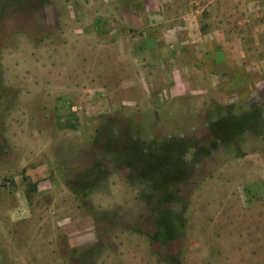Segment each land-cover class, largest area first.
I'll return each mask as SVG.
<instances>
[{
  "label": "rangeland",
  "instance_id": "374dc122",
  "mask_svg": "<svg viewBox=\"0 0 264 264\" xmlns=\"http://www.w3.org/2000/svg\"><path fill=\"white\" fill-rule=\"evenodd\" d=\"M139 1L0 0V264H264V15L238 20L248 68L199 70L131 44ZM145 150L174 167L168 202L117 163Z\"/></svg>",
  "mask_w": 264,
  "mask_h": 264
},
{
  "label": "crops",
  "instance_id": "0c3cea01",
  "mask_svg": "<svg viewBox=\"0 0 264 264\" xmlns=\"http://www.w3.org/2000/svg\"><path fill=\"white\" fill-rule=\"evenodd\" d=\"M151 1L145 3L142 8L139 4L140 7L137 8V21L141 26H138L137 38L131 44L134 45L138 41V52L182 54L184 58L185 55L193 53L197 55L194 64L199 70H211L214 62L210 59L216 55H220L218 62L228 61L248 68L247 61L239 59L236 55L241 50L247 53L251 51L249 40L251 36L257 37V33L242 34L238 20L245 15L243 26L248 30H258L252 20L264 15V0ZM170 68L171 66L169 70ZM187 68L186 66L185 69ZM167 76L173 86L170 74L167 73ZM45 173L44 165L27 170V176L33 182L44 177ZM84 216L88 217V214L81 217Z\"/></svg>",
  "mask_w": 264,
  "mask_h": 264
},
{
  "label": "trees",
  "instance_id": "16d2710c",
  "mask_svg": "<svg viewBox=\"0 0 264 264\" xmlns=\"http://www.w3.org/2000/svg\"><path fill=\"white\" fill-rule=\"evenodd\" d=\"M230 109H233L232 107H229ZM257 112L258 111H254L251 110L248 113H246L245 117L247 120H252L253 118H255L257 116ZM110 129L109 127L103 126L100 131L98 136L96 137V141L98 143L100 142H104V146L105 148L109 149V148H115L112 145H110L112 136L109 135ZM106 132L108 133V135L105 137ZM123 134L128 135L129 138H133V134H132V129L129 128L126 132L123 131ZM115 136V135H114ZM233 136V134L231 135V137ZM122 137V136H121ZM128 139V137L126 138ZM125 139V140H126ZM234 139V137L232 138ZM116 150V148H115ZM139 151V150H138ZM133 152L132 154H127L125 156H121V158L123 159H119L117 161V163L119 164L120 167H128L129 169H131V171L135 174L136 180L138 181V183L140 184H145V183H149L151 186L154 185L156 186V189H162L165 190V194L162 197L163 202H168L170 200V198L172 197V194L169 193V191L167 190V186L169 183H171L172 181L170 180V173L173 170L174 167H171L170 164L168 163V160H163L160 163L156 164V163H150V167L147 170L143 169V166L141 164V162L143 161L142 159L144 158V156H147V150L145 151H140V152ZM116 152V154H120L122 155L123 152L116 150L113 152V154ZM238 156L242 155L241 150H238ZM135 153V154H134ZM139 153V155H138ZM143 154V156H142ZM124 155V154H123ZM128 156L130 158V156L132 157V161L130 159H128ZM163 158H164V154H163ZM122 163V164H121ZM141 164V165H140ZM102 170V168L100 169ZM147 176V180H144L143 178H146ZM149 177V179H148ZM141 178V179H140ZM25 182L29 183L27 184V186H29L30 190L27 193V199H30V192H38L39 189V184L37 182H32L30 181L29 177H25ZM143 180V181H142ZM162 180V181H161ZM132 181H134V179H132ZM81 182H86V181H81ZM79 182V184L77 183L76 185H68L67 187L69 188V190L79 199H87L91 193V191H93L91 188L92 186H90V184L87 183H81ZM172 184V183H171ZM170 212H164L163 213V218H162V223L161 226L165 227V231L164 233H159V235H157L158 239H163L164 241H167L169 239H172L173 236L175 235L174 230L172 229V226H170L168 224V220H170ZM155 239V237H154Z\"/></svg>",
  "mask_w": 264,
  "mask_h": 264
}]
</instances>
